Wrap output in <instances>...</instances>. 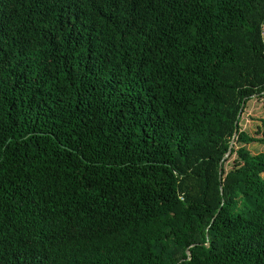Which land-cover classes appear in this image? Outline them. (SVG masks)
<instances>
[{
    "label": "trees",
    "instance_id": "trees-1",
    "mask_svg": "<svg viewBox=\"0 0 264 264\" xmlns=\"http://www.w3.org/2000/svg\"><path fill=\"white\" fill-rule=\"evenodd\" d=\"M263 18L0 0V264H264Z\"/></svg>",
    "mask_w": 264,
    "mask_h": 264
},
{
    "label": "rangeland",
    "instance_id": "rangeland-1",
    "mask_svg": "<svg viewBox=\"0 0 264 264\" xmlns=\"http://www.w3.org/2000/svg\"><path fill=\"white\" fill-rule=\"evenodd\" d=\"M263 118L264 109L262 107V101L258 100L257 97H254L246 104V107L240 116L239 127L242 131L247 132L249 135L259 137L257 130L260 126V121ZM245 147L253 155L264 152L263 146L258 143L247 144ZM232 158L233 156H231L225 163V171L229 170ZM261 177L264 179V174L261 175Z\"/></svg>",
    "mask_w": 264,
    "mask_h": 264
},
{
    "label": "water",
    "instance_id": "water-1",
    "mask_svg": "<svg viewBox=\"0 0 264 264\" xmlns=\"http://www.w3.org/2000/svg\"><path fill=\"white\" fill-rule=\"evenodd\" d=\"M242 107H243V105L241 106L240 111L242 110ZM240 115H241V112H239L238 117H240ZM234 124H236V123H234ZM234 131H236V130H234ZM232 143H233V139H232V140L230 141V143H229L228 150L230 149ZM226 156H227V153L224 155L223 158H225ZM220 168H221V167H220V164H219L218 171L220 170ZM205 246H206V245H205Z\"/></svg>",
    "mask_w": 264,
    "mask_h": 264
},
{
    "label": "built area",
    "instance_id": "built-area-1",
    "mask_svg": "<svg viewBox=\"0 0 264 264\" xmlns=\"http://www.w3.org/2000/svg\"><path fill=\"white\" fill-rule=\"evenodd\" d=\"M260 32H261V37H262V40L264 43V18H263V21H262L261 26H260Z\"/></svg>",
    "mask_w": 264,
    "mask_h": 264
}]
</instances>
